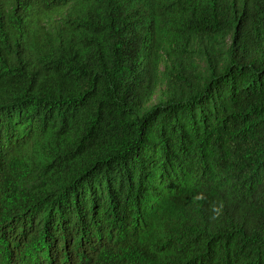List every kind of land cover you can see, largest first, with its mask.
<instances>
[{"label":"trees","instance_id":"trees-1","mask_svg":"<svg viewBox=\"0 0 264 264\" xmlns=\"http://www.w3.org/2000/svg\"><path fill=\"white\" fill-rule=\"evenodd\" d=\"M0 264H264V0H0Z\"/></svg>","mask_w":264,"mask_h":264}]
</instances>
